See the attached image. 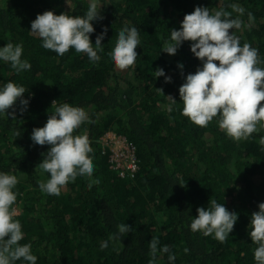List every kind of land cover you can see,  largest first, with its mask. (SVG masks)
I'll return each instance as SVG.
<instances>
[{"label": "trees", "instance_id": "obj_1", "mask_svg": "<svg viewBox=\"0 0 264 264\" xmlns=\"http://www.w3.org/2000/svg\"><path fill=\"white\" fill-rule=\"evenodd\" d=\"M110 3L101 6L103 19L91 22L90 41L105 30L99 59L91 63L72 48L62 56L43 48L38 34L30 31L31 21L46 10L83 16L87 0H0V47L20 43L22 59L31 64L30 70L17 73L9 62L0 61V84H21L23 98L29 100L25 111L17 101L8 110L13 116L0 117V171L15 174L19 181L15 219L24 232L19 243L31 244L36 264H148L152 237L159 238L158 247L168 246L174 264H256V244L248 232L251 213L264 202V146L259 143L264 128L249 139L234 141L216 118L206 127L191 122L181 113L178 90L201 61L191 52L190 41L173 55L160 51L170 30L178 29L195 7L231 12L230 5L236 3L245 12L242 27L232 31L241 44L258 50V66L264 67V0ZM248 12L254 17L250 24ZM237 15L232 12L233 18ZM125 24L137 27L141 44L135 49L134 70L121 72L109 54ZM157 67L170 82L155 77ZM168 96L176 100L171 112ZM64 102L88 115L89 122L73 134L88 137L94 171L90 179L77 177L53 196L38 186L48 179L38 164L50 146L35 144L31 132L44 126ZM107 133L124 137L135 148L138 169L132 176H120V170L111 167L110 151L101 141ZM211 200L238 214L223 242L190 229L196 209ZM122 223L131 230L118 234ZM111 234L119 238L109 240ZM105 240L108 246L101 248ZM156 264H169L168 253L158 252Z\"/></svg>", "mask_w": 264, "mask_h": 264}, {"label": "clouds", "instance_id": "obj_2", "mask_svg": "<svg viewBox=\"0 0 264 264\" xmlns=\"http://www.w3.org/2000/svg\"><path fill=\"white\" fill-rule=\"evenodd\" d=\"M87 4L83 16H70L63 12L55 14L52 10L37 14L31 21L30 31L38 34L43 48L57 55L62 56L72 48L86 54L91 63H96L105 30L101 29L95 41H90L94 31L91 22L102 20L103 17L99 15L101 6L111 3L110 0H87ZM230 7L231 12L223 8L210 12L208 7H195L191 13L184 15L178 29L170 30V38L161 45L160 52L173 55L183 42H191L190 50L201 61V66L194 73H188L179 87L180 101L183 103L181 113L201 127H206L216 118L220 129L228 137L240 141L249 139L251 134L264 128V67L258 66L261 63L258 50L248 43L241 44L232 31L242 27L240 17L245 9L236 3ZM232 12L239 15L233 18ZM247 15L250 24L254 19L253 14L248 12ZM140 44L139 30L134 25L125 24L116 33L109 59L117 70H134L138 56L135 49ZM22 53L20 43L8 42L0 47V61L9 62L17 73L30 70L31 64L27 59H22ZM177 66L183 69L182 63L178 62ZM154 73L155 77L164 76L165 82L171 81L163 68L157 67ZM24 93L25 88L21 84L12 81L0 84V117L13 116L14 112L8 110L17 101L22 106L21 112L25 111L29 100L23 98ZM168 98V111L171 112L176 100L171 96ZM55 103L56 100L52 105ZM88 122L84 109L64 102L55 107L44 126L33 128L31 140L41 146H50L38 164L48 174V179L38 185L43 193L59 196L61 189L77 177H92L94 169L88 137L73 134ZM259 143L264 146V136L260 137ZM18 182L15 174L0 171V264H16L17 261L36 264L37 261L31 244L19 243L24 232L20 221L15 219ZM196 212L190 223L191 231H198L204 236L213 235L220 242L226 240L238 219L235 211H229L224 203L216 200H211L207 207H198ZM249 225L248 235L256 244L253 259L256 264H264V202H259L258 210L251 213ZM117 228L118 234L131 230L126 223L119 224ZM118 234H111L109 240H117ZM108 242H101L100 247L106 248ZM158 245L159 238L152 237L148 264H156L158 252L168 253L169 264H174L175 255L169 252L168 246Z\"/></svg>", "mask_w": 264, "mask_h": 264}, {"label": "built area", "instance_id": "obj_3", "mask_svg": "<svg viewBox=\"0 0 264 264\" xmlns=\"http://www.w3.org/2000/svg\"><path fill=\"white\" fill-rule=\"evenodd\" d=\"M101 141L110 151V161L113 163L111 167L120 170V176L126 174L132 176L138 169L134 157L135 148L124 137L116 136L114 133H107Z\"/></svg>", "mask_w": 264, "mask_h": 264}, {"label": "rangeland", "instance_id": "obj_4", "mask_svg": "<svg viewBox=\"0 0 264 264\" xmlns=\"http://www.w3.org/2000/svg\"><path fill=\"white\" fill-rule=\"evenodd\" d=\"M16 213H17V211H16Z\"/></svg>", "mask_w": 264, "mask_h": 264}]
</instances>
